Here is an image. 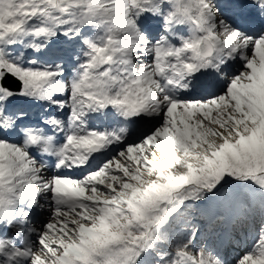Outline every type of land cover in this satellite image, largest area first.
Segmentation results:
<instances>
[{
	"label": "snow or ice",
	"instance_id": "6c2138e0",
	"mask_svg": "<svg viewBox=\"0 0 264 264\" xmlns=\"http://www.w3.org/2000/svg\"><path fill=\"white\" fill-rule=\"evenodd\" d=\"M264 264V0H0V264Z\"/></svg>",
	"mask_w": 264,
	"mask_h": 264
},
{
	"label": "rangeland",
	"instance_id": "374dc122",
	"mask_svg": "<svg viewBox=\"0 0 264 264\" xmlns=\"http://www.w3.org/2000/svg\"><path fill=\"white\" fill-rule=\"evenodd\" d=\"M240 251L242 249H235V248H230L227 253H226V258L229 261V264H232V261L240 254Z\"/></svg>",
	"mask_w": 264,
	"mask_h": 264
}]
</instances>
